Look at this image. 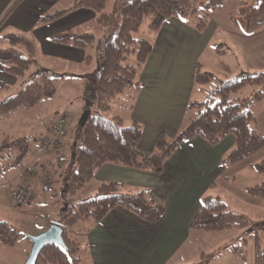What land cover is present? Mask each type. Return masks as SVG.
<instances>
[{
	"label": "crops",
	"instance_id": "crops-1",
	"mask_svg": "<svg viewBox=\"0 0 264 264\" xmlns=\"http://www.w3.org/2000/svg\"><path fill=\"white\" fill-rule=\"evenodd\" d=\"M14 1L0 0V47L7 46L5 34L11 32L25 34L34 41L35 66L30 73L17 77L7 72L0 64V101L21 90L26 84L24 77L28 76L31 79L34 70L35 73L40 70L62 72L67 64H77L82 69L88 66L84 61L85 49L53 42L49 39L51 34L68 29L76 32L97 31L95 13L89 8L69 9L54 19L42 21L45 15L69 8L73 0H17L12 9L4 15ZM197 1L199 0H190L192 4ZM236 7L237 0L225 1L220 8L209 13L207 25L203 30H197L193 25L194 20L190 17H169L147 38L152 43V50L138 74L139 86L129 88L121 94L123 96L111 100L110 107L106 110L112 112L113 103L118 101L116 104H122L123 109L115 110L111 116L119 115L125 124L132 121L141 124V136L137 141V147L141 152L146 154L154 152L155 139L159 132L162 131L172 138L196 114V110L192 112L194 108L189 106V103L203 99H199V95L195 97L197 89L194 82L195 68L202 65L203 55L212 45L211 41L216 33H222L218 45L226 44V38L237 42L239 49L233 56L242 60V64L236 63L240 74L245 75V70L250 73L264 70V27L252 33H245L235 27L228 20V16ZM215 44L216 42L213 43ZM220 65L224 79L235 77L234 65L230 61H222ZM37 104L38 102L35 105ZM35 105L28 108L18 107L0 115V123L3 126L9 119H13L8 127H3L1 141L22 137L27 141L28 153L30 139L35 140L29 156L26 153L21 159H16V154L13 159L15 165L24 163V169L18 176L22 177L23 183L30 185L31 197L27 203L35 195L42 196L43 168H47L49 161L53 160L57 153L51 152L39 158L37 155L39 140L48 132L59 115L65 116L66 128L69 130L74 127L80 114L76 112L73 118H70L68 113H61L45 120L39 117L34 118L31 123L28 109ZM69 142L70 137L64 136L62 146ZM233 145L232 134H226L215 144H210L201 136L195 135L177 146L164 160L159 172L108 162L99 166L89 179L95 184L90 187L91 193L96 191L102 181H116L122 183L128 191L136 188L148 189L149 195L163 205L165 210L153 223L144 221L122 206L111 208L97 223L83 220V227L74 232V237L80 245L78 250L80 263L189 264L197 262L198 260L193 258L200 256L201 252L219 249L218 255L209 264H254V257L251 260L246 259V262L241 261L226 242L218 241L213 248L204 244L201 246L202 240L207 238L214 237L215 240L222 238L223 234L220 233H224L222 232L224 230L205 231L189 227L193 215L200 208L202 197L205 195L219 197L212 195L210 191L214 188L215 178L226 165L222 159ZM231 174L229 176L233 177V173ZM46 190L50 192L49 189ZM78 195L71 198L82 199ZM50 223L53 222L48 221L47 226ZM45 228L43 227L41 231ZM188 244L190 245L187 247Z\"/></svg>",
	"mask_w": 264,
	"mask_h": 264
},
{
	"label": "trees",
	"instance_id": "trees-1",
	"mask_svg": "<svg viewBox=\"0 0 264 264\" xmlns=\"http://www.w3.org/2000/svg\"><path fill=\"white\" fill-rule=\"evenodd\" d=\"M225 1L227 0H199L192 4L190 0H73L69 8L42 17V21H48L69 9L79 7L93 10L99 35L68 29L51 34L49 39L85 49L84 61L87 65L91 60L89 49L95 51L101 60L99 67L88 76L94 111L79 114L74 125L75 139L67 144L70 152L66 154V145L62 146L61 143L48 152L57 151L46 170L43 168L51 177L48 188L50 191L54 182L58 179L61 181L62 211L59 223L63 226L62 237L66 247L55 243L45 245L35 264H81L78 255L79 242L68 236V228L77 220L97 223L115 206H122L149 223L157 221L163 215V205L149 195L148 189L136 188L128 191L122 183L116 181H102L92 195L72 199L103 163L159 172L164 160L177 146L195 135L215 144L226 134H232L234 145L222 159L226 165L247 159L264 145V135L252 125L253 115L247 106L252 100L264 99V70L225 79L214 78L216 83L207 97L189 103L196 110L194 117L172 138L162 131L159 132L155 139V151L148 154L137 147L142 131L140 123L132 121L125 124L119 115H104L113 98L126 89L137 88L140 84L138 74L152 50V43L145 37L134 36L133 33L137 31L145 14L151 16L148 25L152 31L158 30L169 17H190L194 20V27L203 30L209 13L220 8ZM16 2L17 0L8 7L4 15ZM228 20L245 33L264 27V0H237V7L228 16ZM4 38L7 46L0 47V64L17 77L30 73V68L35 66L33 39L17 32L7 33ZM131 57L132 63L129 61ZM32 74L34 75L30 81L21 90L0 101V115L18 107H31L41 98L55 94V76L42 70L37 73L34 70ZM213 77L211 72H201L196 66V84L206 83ZM246 83L254 86L252 95L239 96L241 87ZM71 133L72 129H66L65 136L70 137ZM4 145L19 149L16 159H21L27 153V141L22 137L5 140L0 147ZM251 166L264 174V157ZM247 190L251 194L264 197V181L247 187ZM189 227L205 231L245 228L240 240L229 244L231 251L244 262L245 237L252 233L254 264H264V251L260 247L259 236L256 231H252L249 220L244 215L229 210L218 196L202 197L200 208L193 215ZM17 237L18 232L6 221L0 220V243L11 245ZM218 253L219 249L201 252L199 260L189 264H209Z\"/></svg>",
	"mask_w": 264,
	"mask_h": 264
},
{
	"label": "rangeland",
	"instance_id": "rangeland-1",
	"mask_svg": "<svg viewBox=\"0 0 264 264\" xmlns=\"http://www.w3.org/2000/svg\"><path fill=\"white\" fill-rule=\"evenodd\" d=\"M150 20L151 16L149 14H145L137 31L134 32L133 35L136 37L148 38L152 32L148 25ZM93 33L96 36L99 35V32L97 31ZM221 35L222 33L218 32L213 36L211 41L212 45L207 48L201 61L202 65L199 66V70L201 72L209 71L214 76L206 83L197 84L195 97L196 95H199V99H205L207 97L208 92L216 83L214 78L217 77L224 79V73L220 62L230 61V63L234 65V75H242L236 68L238 67V64L236 63L238 62L242 64V60L238 58L235 59L233 56L237 53V49H239L237 42L232 41L230 38H226V44L218 45L217 43L220 42L219 37ZM214 42H216L215 45H213ZM5 45H7L6 41ZM89 53L91 54V60L88 66L84 69L80 68L77 64H67L62 72H50L49 70H44L46 73H50L49 75L55 76L54 84L56 90L53 96L41 98L37 105L32 107V109H28L30 110L28 114L31 116V123H33L34 118L39 117L45 120L47 118L51 119L55 117V115H59L61 113H68L69 117L73 118V114L76 112L84 113L86 111H94V99L89 87L88 76L99 67L101 58L91 49H89ZM129 61L132 63L133 57H131ZM33 68L34 67L32 66L30 70ZM246 68L247 67L245 65V69ZM246 71L247 70H245V73ZM24 78L26 80L25 83L30 81L28 76ZM126 90H124V92H126ZM253 91L254 86L246 83L241 87L238 95L251 96ZM112 100H114V98ZM116 103H113L112 105V112H110V110L104 112L105 116L111 117L115 110L121 111L123 109L122 104ZM247 106L253 115L252 125L260 132L261 135H264V99L260 101L252 100ZM194 110L195 109H192V112H194ZM12 120L13 119H9L7 124L4 126L0 123V134L4 132L3 127H8ZM71 134L70 142H73L75 139L73 137L76 135L75 127H72ZM5 140L9 141L12 140V138H7L3 141L0 140V145L4 144ZM34 143L35 140L30 139L31 146L27 153L28 156L32 153L33 149L31 148H34ZM64 151L66 154L70 152V147H68L67 144ZM18 153L19 149L14 146L4 145L0 147V220L6 221L18 232V237L13 244L5 245L0 243V264L22 263L31 247V242L26 235L39 233L43 227H48V221H59L60 212L62 211L60 189L61 181L59 179L54 182L53 189L50 192L42 188V196L35 195L26 205L17 206L14 203L11 196V190L15 185L23 183L21 180L22 177L18 175L22 169H24V163L17 165L13 163V159ZM263 157L264 145L242 162H238L233 165H224V170L217 178H215V185L210 193L212 195H219V197L226 203L229 210L242 214L249 220V226L252 228V231L257 232L260 247L264 251V197L251 194L247 190V187L264 181V174L257 172L250 165L251 163L258 162ZM231 173H233V177L229 176L232 175ZM93 184V181L88 180L79 191L78 196L80 198L90 196L95 191L92 190L93 192H90V187ZM83 222V220H77L71 227L68 228V236L70 238L76 239V237H74V232H77L83 227ZM223 230L224 231L222 232L224 233H220L223 234L222 238L219 240H215L214 237L207 238L202 240L201 246L204 244L205 246L207 245L213 248L214 245H216L215 243H218V241L223 243L226 242L228 244L237 243L245 232V228H231ZM245 238V256L247 260H251V258L254 257V236L250 233ZM189 245L190 244H188L187 247ZM199 257L200 256L197 255L193 259L199 260ZM44 264L53 263L46 262Z\"/></svg>",
	"mask_w": 264,
	"mask_h": 264
},
{
	"label": "built area",
	"instance_id": "built-area-1",
	"mask_svg": "<svg viewBox=\"0 0 264 264\" xmlns=\"http://www.w3.org/2000/svg\"><path fill=\"white\" fill-rule=\"evenodd\" d=\"M66 133L65 128V117L60 115L51 124L48 132L41 137L37 144V155L39 158L45 156L50 150L58 147L61 144V139ZM51 183V177L47 172L43 171L41 177V185L43 188L47 189ZM11 196L14 203L17 206L25 204L31 196L30 185L27 183H22L16 185L11 190Z\"/></svg>",
	"mask_w": 264,
	"mask_h": 264
},
{
	"label": "water",
	"instance_id": "water-1",
	"mask_svg": "<svg viewBox=\"0 0 264 264\" xmlns=\"http://www.w3.org/2000/svg\"><path fill=\"white\" fill-rule=\"evenodd\" d=\"M63 227L58 223H50L47 228L37 234H27L31 247L25 260L20 264H35L40 250L47 244L55 243L66 247L62 237Z\"/></svg>",
	"mask_w": 264,
	"mask_h": 264
}]
</instances>
